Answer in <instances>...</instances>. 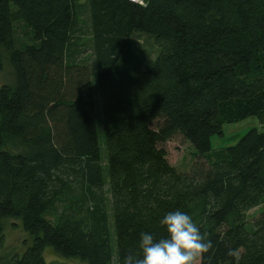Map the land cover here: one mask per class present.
<instances>
[{"label": "trees", "instance_id": "obj_1", "mask_svg": "<svg viewBox=\"0 0 264 264\" xmlns=\"http://www.w3.org/2000/svg\"><path fill=\"white\" fill-rule=\"evenodd\" d=\"M137 36L158 47L145 66L125 58ZM0 49V250L7 220L28 235L0 264H122L177 209L212 242L199 264H264V210L246 217L264 207V131L212 146L264 125V0H0ZM178 137L187 170L165 149Z\"/></svg>", "mask_w": 264, "mask_h": 264}, {"label": "rangeland", "instance_id": "obj_2", "mask_svg": "<svg viewBox=\"0 0 264 264\" xmlns=\"http://www.w3.org/2000/svg\"><path fill=\"white\" fill-rule=\"evenodd\" d=\"M157 49L158 47L152 39H149L146 36H137L131 40L130 48L125 58L135 61L137 60L139 64L145 66L146 64L151 63L155 58ZM13 79L14 70L7 58V52L4 49H0V86L12 82ZM253 128L264 131V125L257 117L249 118L238 124L225 125V136L223 138L218 136L213 137V149L217 151L221 148L223 149L232 144H236ZM165 149L168 151V159L171 165L187 170L193 163L192 153L194 148L189 142H186L182 138L178 137L167 143ZM263 210L264 207H259L248 212L246 215L248 222L255 220ZM49 217H51L49 219L54 218L52 216ZM27 239L28 235L23 230L20 221L15 219L7 220L5 222V242L0 250V256L10 258L15 254H21L24 251ZM46 259L49 264H84L78 260L62 259L51 250L47 251Z\"/></svg>", "mask_w": 264, "mask_h": 264}, {"label": "clouds", "instance_id": "obj_3", "mask_svg": "<svg viewBox=\"0 0 264 264\" xmlns=\"http://www.w3.org/2000/svg\"><path fill=\"white\" fill-rule=\"evenodd\" d=\"M159 224L167 234L157 239L152 233H141L140 255L130 252L122 264H198L212 248L193 217L183 210L166 213Z\"/></svg>", "mask_w": 264, "mask_h": 264}, {"label": "built area", "instance_id": "obj_4", "mask_svg": "<svg viewBox=\"0 0 264 264\" xmlns=\"http://www.w3.org/2000/svg\"><path fill=\"white\" fill-rule=\"evenodd\" d=\"M132 1L138 4H144V0H136V1L132 0Z\"/></svg>", "mask_w": 264, "mask_h": 264}, {"label": "bare ground", "instance_id": "obj_5", "mask_svg": "<svg viewBox=\"0 0 264 264\" xmlns=\"http://www.w3.org/2000/svg\"><path fill=\"white\" fill-rule=\"evenodd\" d=\"M134 1H136V0H134Z\"/></svg>", "mask_w": 264, "mask_h": 264}]
</instances>
